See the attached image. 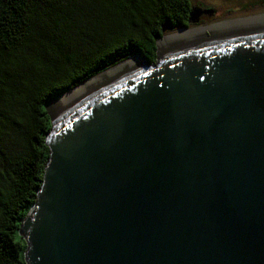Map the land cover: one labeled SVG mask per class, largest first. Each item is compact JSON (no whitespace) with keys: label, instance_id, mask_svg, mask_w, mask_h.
Returning <instances> with one entry per match:
<instances>
[{"label":"water","instance_id":"obj_1","mask_svg":"<svg viewBox=\"0 0 264 264\" xmlns=\"http://www.w3.org/2000/svg\"><path fill=\"white\" fill-rule=\"evenodd\" d=\"M206 30L45 105L26 264H264V18Z\"/></svg>","mask_w":264,"mask_h":264},{"label":"trees","instance_id":"obj_2","mask_svg":"<svg viewBox=\"0 0 264 264\" xmlns=\"http://www.w3.org/2000/svg\"><path fill=\"white\" fill-rule=\"evenodd\" d=\"M193 11L191 0H0V264H26L18 227L48 156L45 105L131 56L154 63L157 37L207 25Z\"/></svg>","mask_w":264,"mask_h":264},{"label":"rangeland","instance_id":"obj_3","mask_svg":"<svg viewBox=\"0 0 264 264\" xmlns=\"http://www.w3.org/2000/svg\"><path fill=\"white\" fill-rule=\"evenodd\" d=\"M250 1L251 0H191L192 5H197L201 9H212L213 8V12L211 13L212 14L211 16L205 14L202 17V20H204L205 22L204 24H207V25L192 26L190 28H193V27H197V28L203 27L204 28V27L214 26V25H215L214 27L216 28V27L245 22V20H242L241 18H236V17H244L248 15L249 16L248 18H250V17H253L252 15L254 16L264 15V11L259 12L260 9L264 8V6L258 3H252ZM245 2H250V3L245 5ZM230 18H235V19H230ZM226 19H229V20H226ZM208 21L209 23H207ZM186 30H189V29H186ZM186 30H183V31H186ZM183 31L179 30L178 32L177 31L170 32V33H167L166 36H171L172 34L181 33ZM204 32L208 34L207 30H204ZM128 61H125V62H128ZM114 67L115 66L111 67V69ZM49 99H50V96H49ZM52 99H50L49 101H51Z\"/></svg>","mask_w":264,"mask_h":264},{"label":"bare ground","instance_id":"obj_4","mask_svg":"<svg viewBox=\"0 0 264 264\" xmlns=\"http://www.w3.org/2000/svg\"><path fill=\"white\" fill-rule=\"evenodd\" d=\"M263 18H264V15H256V16H253V17H250V18H245V19H242V20H245V22H247V21H252V20H257V19H263ZM234 21H236V20H234ZM222 23H223V22H222ZM222 23H221V24H222ZM219 24H220V23H219ZM214 26H215V25H214ZM214 26H208V27H204V28H203V27H200V28H196V29L193 28V29H191V30L189 29V30L183 31V32H181V33L172 34L171 36H166V37H164L163 39H161V40L159 41L158 44L160 45V44H162V43H164V42H167V41H170V40H173V39H176V38H180V37H183V36H186V35H189V34H193V33H196V32L202 31V30H206V29H208V28L211 29V28H213ZM214 28H215V27H214ZM205 34H206V32H204V35H205ZM135 59H140V58H139V57H134V58L130 59L128 62H124V63H122V64H120V65H118V66H116V67H114V68H112V69H110V70L104 72L103 74H101V75H99V76H97V77H95V78H93V79H91V80H89V81L83 83L82 85L76 87L75 89H73L72 91H70L69 93H67L65 96H63V97L59 100V102H61L62 100L66 99L67 97H69L70 95L74 94L75 92L79 91L80 89L86 87L87 85H89V84L95 82L96 80H98V79L104 77L105 75H107V74L113 72L114 70H116V69L122 67L123 65H125V63L127 64V63H129L130 61L135 60Z\"/></svg>","mask_w":264,"mask_h":264},{"label":"flooded vegetation","instance_id":"obj_5","mask_svg":"<svg viewBox=\"0 0 264 264\" xmlns=\"http://www.w3.org/2000/svg\"><path fill=\"white\" fill-rule=\"evenodd\" d=\"M250 2H252V3H258V4L262 5V6H264V0H251ZM250 2H245V5L248 4V3H250ZM192 9H194V11H197L198 13H200L198 15V17H197L199 21H203L202 20V17L205 14L211 16L212 15L211 13L213 12V8L212 9H201L197 5H192Z\"/></svg>","mask_w":264,"mask_h":264}]
</instances>
